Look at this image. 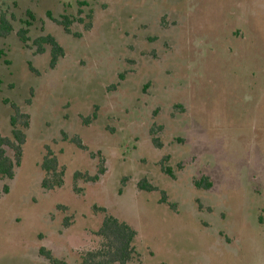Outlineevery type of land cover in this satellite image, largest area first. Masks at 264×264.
<instances>
[{
  "label": "rangeland",
  "instance_id": "374dc122",
  "mask_svg": "<svg viewBox=\"0 0 264 264\" xmlns=\"http://www.w3.org/2000/svg\"><path fill=\"white\" fill-rule=\"evenodd\" d=\"M1 18L0 133L10 104L28 127L0 185V264H52L42 247L80 264L106 214L136 231L127 264H264V0H0Z\"/></svg>",
  "mask_w": 264,
  "mask_h": 264
},
{
  "label": "trees",
  "instance_id": "16d2710c",
  "mask_svg": "<svg viewBox=\"0 0 264 264\" xmlns=\"http://www.w3.org/2000/svg\"><path fill=\"white\" fill-rule=\"evenodd\" d=\"M28 16L32 18L31 13ZM29 24L28 22H25ZM69 19L63 17L58 21L66 33H70ZM10 26L4 18L0 19V36L5 37L10 33ZM26 30L22 29L18 32V38L23 45H26L27 37ZM48 44L51 47L50 51V67L53 68L58 61V58L64 56L63 48L51 36L39 37L34 41L37 51L43 50V45ZM2 52H0L1 54ZM12 114L9 118L10 137H4L0 133V185L3 180H10L14 177L15 168L20 164L22 157V147L25 143L26 136L23 129L28 127V115L22 113L15 104H10ZM75 144L82 148L79 139L74 140ZM7 149L12 152V155L7 154ZM41 169L44 173L42 179V187L48 191L59 188L63 184L64 169L58 166V162L51 151H47L42 162ZM103 169L99 170V174L103 173ZM88 181H96L99 176H84ZM83 178V174L76 172L74 179ZM197 188H209L211 183L207 180L194 181ZM138 188L142 191L152 192L155 190L153 186L145 181L138 183ZM8 186H0V195L7 194ZM164 203V201H161ZM103 212L104 209H101ZM96 235L100 237L101 242L96 250L86 252L80 256V264H127L132 262L136 257V249L134 240L136 231L126 222L120 221L118 218L106 214L100 227L96 231ZM39 254L52 264H60L52 254L43 247L39 249Z\"/></svg>",
  "mask_w": 264,
  "mask_h": 264
}]
</instances>
